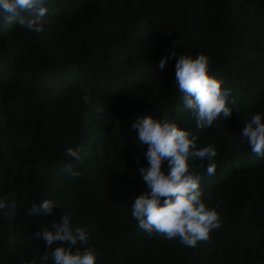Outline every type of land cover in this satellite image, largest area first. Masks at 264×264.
Returning <instances> with one entry per match:
<instances>
[{
  "label": "trees",
  "instance_id": "16d2710c",
  "mask_svg": "<svg viewBox=\"0 0 264 264\" xmlns=\"http://www.w3.org/2000/svg\"><path fill=\"white\" fill-rule=\"evenodd\" d=\"M46 7L40 33L0 16V197L18 206L11 218L0 210V264H40L49 250L35 234L64 214L91 233L86 246L97 264H264V158L240 143L239 132L264 113V0H49ZM173 51L209 58L210 75L232 91L230 118L196 127L175 85L176 59L157 68ZM82 85L91 87V104ZM147 116L175 119L199 137L198 149L216 148L213 176L207 161H190L205 203L219 201L222 219L196 247L149 235L131 216L135 198L149 190L138 171L148 166L147 145L133 129ZM69 147H82L80 161L66 155ZM69 162L79 178L64 172ZM44 199L63 207L30 215Z\"/></svg>",
  "mask_w": 264,
  "mask_h": 264
},
{
  "label": "clouds",
  "instance_id": "9594fccd",
  "mask_svg": "<svg viewBox=\"0 0 264 264\" xmlns=\"http://www.w3.org/2000/svg\"><path fill=\"white\" fill-rule=\"evenodd\" d=\"M49 0H0V16L6 22L17 23L22 28L40 33L43 31L42 19L48 13L46 5ZM176 59L175 85L182 94L184 108L189 110L199 129L212 128L220 119L231 117L232 109L228 99L231 89H223L222 81L210 75L209 58L201 53L196 57L176 52L165 55L157 68L163 71L170 59ZM85 104H91V87L80 88ZM232 103L234 101L232 100ZM97 112H103L97 108ZM137 133L138 145L148 161L147 167L138 169L148 191L135 198L131 205V216L138 227L147 234H157L167 240H178L186 247H196L199 242L210 240L211 233L222 227V219L215 207H209L201 188L202 177L191 170L190 161H207L206 173L213 176L216 172L214 158L216 148L209 144L197 148L199 137L189 130L181 128L175 119H154L147 116L133 124ZM240 143L247 142L251 152L264 158V113L253 114L250 120L240 129ZM239 144H237V148ZM81 148L69 147L66 155L75 161L81 160ZM137 162H139L137 160ZM204 164L199 165L204 168ZM64 172L71 178H79L82 173L69 162ZM63 207L62 200L44 199L42 203L29 208L30 215H55L54 209ZM18 209L15 200L7 196L0 197V210L4 216L11 218ZM36 237L43 240L47 255L40 258V264H97V253L88 247L91 233L84 227L74 225L71 217L64 214L62 219L49 227L44 226L36 232ZM60 246L54 247L53 245ZM81 247H77V245ZM67 245V246H65ZM28 264H37L34 258Z\"/></svg>",
  "mask_w": 264,
  "mask_h": 264
}]
</instances>
